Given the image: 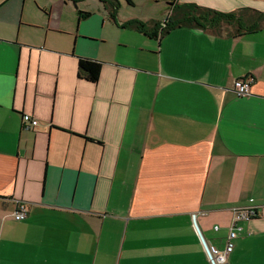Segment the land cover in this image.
Wrapping results in <instances>:
<instances>
[{
	"label": "crops",
	"instance_id": "obj_1",
	"mask_svg": "<svg viewBox=\"0 0 264 264\" xmlns=\"http://www.w3.org/2000/svg\"><path fill=\"white\" fill-rule=\"evenodd\" d=\"M95 1L102 17L79 19L0 0V264H212L194 220L224 251L233 209L248 207L258 217L226 264H264V28L161 38L162 20H113ZM143 1L167 18L180 5L264 13L263 0ZM106 19L129 32L118 53ZM81 59L102 63L98 82Z\"/></svg>",
	"mask_w": 264,
	"mask_h": 264
},
{
	"label": "trees",
	"instance_id": "obj_2",
	"mask_svg": "<svg viewBox=\"0 0 264 264\" xmlns=\"http://www.w3.org/2000/svg\"><path fill=\"white\" fill-rule=\"evenodd\" d=\"M74 5H78L86 0H68ZM109 13V16L116 20L120 3L117 0H98ZM129 1V0H128ZM79 19L89 16L88 13L79 12ZM249 23V24H248ZM201 29L221 34L228 28L235 30L231 35L242 37L254 34L264 28V13L252 9H243L235 13H221L215 10L196 6H174L171 15L166 19L161 27V38L169 34L171 30L180 27ZM123 28H131L137 32L152 38H158L156 33H151L146 24L139 21H130ZM102 63L87 59H81L79 64V75L86 80L96 83L99 80Z\"/></svg>",
	"mask_w": 264,
	"mask_h": 264
},
{
	"label": "rangeland",
	"instance_id": "obj_3",
	"mask_svg": "<svg viewBox=\"0 0 264 264\" xmlns=\"http://www.w3.org/2000/svg\"><path fill=\"white\" fill-rule=\"evenodd\" d=\"M31 1L33 6L35 7L36 10L39 11L37 5L39 8H53V17L57 16H63L65 13L66 15H75L78 17L79 12L82 13H88L92 14L93 16H101L102 17V12L100 11V8L95 0H89L83 4L79 5H74V3L70 2L68 5H60L57 7L56 4L58 0H28ZM264 1V0H263ZM144 1L143 0H135V6L134 7H128L126 2H122L120 7H119V14L118 16L121 19H124L126 17L130 16H139V18H150L149 16H154L153 18H158L159 20H162L161 22H165L167 19V16L165 17H157L156 13L158 10V7H150V8H145L144 7ZM37 4V5H36ZM54 6V7H50ZM76 6V7H75ZM40 13L43 15V13L40 11ZM150 13L152 15H150ZM106 26L113 27V31H107V35L109 39L111 40L109 42V46L111 47L113 52L118 53L120 50V44L125 41H130L129 36L126 30L121 31L119 30L118 25L113 22L111 24V21L109 19H106ZM120 40V41H119Z\"/></svg>",
	"mask_w": 264,
	"mask_h": 264
},
{
	"label": "built area",
	"instance_id": "obj_4",
	"mask_svg": "<svg viewBox=\"0 0 264 264\" xmlns=\"http://www.w3.org/2000/svg\"><path fill=\"white\" fill-rule=\"evenodd\" d=\"M250 90V80L240 81L236 84L235 93L238 97H244L249 94ZM22 125L25 129H34L37 128L39 122L33 119L30 115H23L22 117ZM233 223L230 228V233L228 236V242L224 251H220L215 247H209L210 254L212 259H210L211 263L214 264H226L227 254L232 250L231 241L236 239L239 233L242 231L240 226L241 223H247L251 220L258 217V211L256 207H248L242 209H233ZM28 215V209L23 204H18V210L15 214L16 221H23L26 219ZM219 227H215V231H218Z\"/></svg>",
	"mask_w": 264,
	"mask_h": 264
},
{
	"label": "water",
	"instance_id": "obj_5",
	"mask_svg": "<svg viewBox=\"0 0 264 264\" xmlns=\"http://www.w3.org/2000/svg\"><path fill=\"white\" fill-rule=\"evenodd\" d=\"M194 219H195V218H194ZM194 222H195V227H196L197 233H198V235H199V237H200V240H201V242H202V245L204 246V249H205V251H206V253H207L209 259H212V256H211V254H210L209 245L207 244V242H206L204 236L202 235V233H201V231H200V229H199V227H198V225H197V223H196L195 220H194ZM212 264H214V263H212Z\"/></svg>",
	"mask_w": 264,
	"mask_h": 264
}]
</instances>
